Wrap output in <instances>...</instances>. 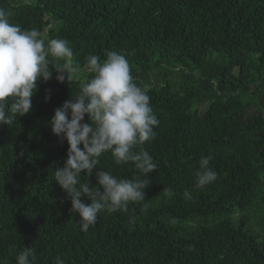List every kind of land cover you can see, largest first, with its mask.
Returning <instances> with one entry per match:
<instances>
[{"label": "trees", "instance_id": "1", "mask_svg": "<svg viewBox=\"0 0 264 264\" xmlns=\"http://www.w3.org/2000/svg\"><path fill=\"white\" fill-rule=\"evenodd\" d=\"M0 7L22 29L70 41L74 63L125 55L160 121L156 139L142 146L158 164L145 201L101 212L81 232L53 179L68 145L50 121L89 74L60 83L50 66L30 113L0 126L2 264H16L23 247L36 250V264L57 256L65 264H264V0H0ZM202 156L212 157L218 178L198 189ZM97 167L84 181L92 187L96 171L138 175L109 153Z\"/></svg>", "mask_w": 264, "mask_h": 264}, {"label": "clouds", "instance_id": "2", "mask_svg": "<svg viewBox=\"0 0 264 264\" xmlns=\"http://www.w3.org/2000/svg\"><path fill=\"white\" fill-rule=\"evenodd\" d=\"M11 15L0 7V126H13L30 113L38 80L52 79L50 66L60 83L78 81L85 72L89 74L78 93L56 109L50 121L52 134L68 145L63 167L54 168L53 179L67 194L70 212L78 215L80 231L86 233L96 224L99 213L126 212L130 204L145 201V190L151 183L148 176L158 164L142 146L156 139L160 121L150 106L149 90L134 83L125 55L109 51L104 60L89 55L82 66L74 63L70 41L46 40L38 29H22L11 22ZM49 99L50 94H46L45 102ZM85 116L88 122H84ZM105 153L116 166L131 163L138 175L118 178L100 170L95 172V187L84 182L93 176ZM211 160V156H202L198 161L194 181L198 189L218 178L210 167ZM164 192L172 194L171 189ZM183 196L192 198L188 191ZM82 197L88 202H82ZM134 222V218L129 221ZM36 259L34 248L23 247L16 264H36ZM54 264L65 261L57 256Z\"/></svg>", "mask_w": 264, "mask_h": 264}, {"label": "rangeland", "instance_id": "3", "mask_svg": "<svg viewBox=\"0 0 264 264\" xmlns=\"http://www.w3.org/2000/svg\"><path fill=\"white\" fill-rule=\"evenodd\" d=\"M23 1H27V0H23Z\"/></svg>", "mask_w": 264, "mask_h": 264}]
</instances>
